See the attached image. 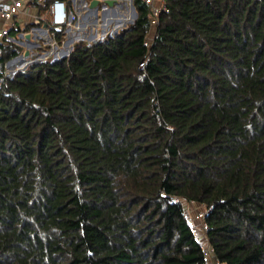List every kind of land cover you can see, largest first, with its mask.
I'll return each mask as SVG.
<instances>
[{"label":"trees","instance_id":"obj_1","mask_svg":"<svg viewBox=\"0 0 264 264\" xmlns=\"http://www.w3.org/2000/svg\"><path fill=\"white\" fill-rule=\"evenodd\" d=\"M133 3L13 77L0 45V264H208L183 202L218 264H264V0H167L149 47Z\"/></svg>","mask_w":264,"mask_h":264},{"label":"built area","instance_id":"obj_2","mask_svg":"<svg viewBox=\"0 0 264 264\" xmlns=\"http://www.w3.org/2000/svg\"><path fill=\"white\" fill-rule=\"evenodd\" d=\"M99 1L100 3L101 1L104 2L102 5L99 3V10L102 9L101 16L109 10H113L115 7L114 5L117 3L116 0L113 7H111L107 4L108 0ZM126 2L131 5L134 4L133 0H126ZM144 2L150 8L151 31L144 41L145 45L149 47L160 23V16L167 9V0H144ZM90 6L91 3H87L86 0H78V5L76 4V0H0V45L7 47L18 42L17 39L15 40L10 36L12 31H17V33H19L18 37L24 38L26 35L25 39L28 42L30 39L28 35L32 37V35L37 32L38 38L48 37L47 41L50 40L51 42L48 43L42 39V45L37 43V47L45 48L50 45L54 47L53 51L60 49L61 52H68L70 56L74 48V46L71 47L70 44L76 43L77 41H84V39L80 37L82 34L89 39L98 41L110 36H115L116 30L120 32L130 27L126 26L119 29V25H122L123 22L118 21L113 29L110 27L111 30L103 31L102 34L98 36V14L96 16L94 13H91ZM79 11L82 13L78 14ZM89 17L93 18V22H85ZM78 19L80 20L75 24ZM107 20L110 23L112 20L114 21L112 12L108 14ZM100 26L107 27L109 24L106 25L103 23ZM59 33L62 34V43L58 40ZM69 37L71 38V43L66 45L67 42L70 41H64ZM89 43L92 44V42ZM60 56L61 55H59V57ZM141 67H144V64H142Z\"/></svg>","mask_w":264,"mask_h":264},{"label":"rangeland","instance_id":"obj_3","mask_svg":"<svg viewBox=\"0 0 264 264\" xmlns=\"http://www.w3.org/2000/svg\"><path fill=\"white\" fill-rule=\"evenodd\" d=\"M86 2L91 3L92 0H86ZM76 4L78 5V0H76ZM100 4L102 5V4H104V2L101 1ZM114 6L115 7L113 10H109L108 12L103 14V16H101V10L102 9L99 10L98 28H97L98 36L101 35L103 31H109V30L113 29L114 26L116 25V23H118V21L123 22L122 25H119V27H120L119 29H122L123 27L131 26L132 22L135 20L134 11H133L132 5L130 3H127L126 1H123V0H117L116 5H114ZM111 12L114 15V21L112 20V22L110 23L107 20V16ZM81 13L82 12L79 11L78 14H81ZM105 19H106V21H105ZM79 20L80 19H78L75 22V24ZM85 22H93V18L89 17L86 19ZM103 23L106 25L109 24V26L101 27L100 25ZM110 27H111V29H110ZM18 35H19V33H17V31H12L10 33V36L15 40L17 39V41H18V42L13 43V44L21 47L22 51H23L18 56L19 58L17 60L12 62L10 65L6 64V68H5L6 69V75H8L10 77L15 76L19 71L25 70L27 67H29L33 63H36L37 61H40V60L43 61V60H46L47 58H50L51 60H53L56 55L59 56L60 54L62 55L63 53H65V52H61L60 49H56L53 51L54 47L50 46V45L46 46L45 48L37 47V43L39 45H42V39L45 41L48 40V37H42L41 39L38 38L37 32H35L32 35V37H30L29 42L25 39L26 35L24 36V38L20 37V36L18 37ZM80 37H81V39H84L83 43L90 44L89 42H93L92 39H89L87 36H85L83 34ZM50 38L53 41L51 36H50ZM70 39H71L70 37L66 38L64 42H66V40L70 41ZM20 42H23V44ZM47 42L51 43L50 40ZM75 44H79V42L78 41L76 43L74 42V43L70 44V46L73 47V46H75ZM64 49H66V48H64ZM22 60H24V61H22ZM0 83H1V80H0ZM183 204L185 206V210H186V214H187V217L189 219V222L192 225V227L196 233L197 238L202 243L204 249L207 252L209 264H218L215 257L213 256L212 251H211V249L208 245V242L206 240V226H205V223L203 220L204 214L206 212V206L201 205V204H197V203H186V202H183Z\"/></svg>","mask_w":264,"mask_h":264},{"label":"water","instance_id":"obj_4","mask_svg":"<svg viewBox=\"0 0 264 264\" xmlns=\"http://www.w3.org/2000/svg\"><path fill=\"white\" fill-rule=\"evenodd\" d=\"M115 2H116V0H108V1H107V4H109L111 7H113V5H114ZM99 3H100L99 0H93V1L91 2V6H90V8H91V13H94L96 16H97V14H98V10H99ZM132 9H133V11H134V18H135V20L132 22V24H134L135 21H136L137 18H138V13H137V11H136V8H135V5H134V4H132ZM118 33H119V31L116 30V31H115V35H117ZM28 38H30V35H28ZM92 41H93L92 43H95V42H96L95 39L92 40ZM21 43L23 44V42H21ZM70 43H71V42H67L66 45H69ZM27 55H28V54H27ZM67 57H69V53H68V52H65V53H63L60 57L56 55V56L54 57V59L52 60V62H55V61H58V60H61V59H65V58H67ZM18 58H19V57H16V58L10 60L7 64L10 65L12 62H14L15 60H17ZM22 61H24V60H22Z\"/></svg>","mask_w":264,"mask_h":264},{"label":"bare ground","instance_id":"obj_5","mask_svg":"<svg viewBox=\"0 0 264 264\" xmlns=\"http://www.w3.org/2000/svg\"><path fill=\"white\" fill-rule=\"evenodd\" d=\"M123 1H126V0H123ZM113 14V13H112ZM61 55V54H60Z\"/></svg>","mask_w":264,"mask_h":264}]
</instances>
